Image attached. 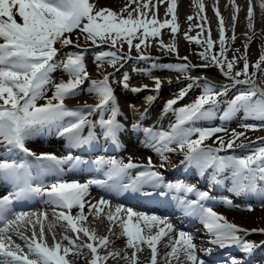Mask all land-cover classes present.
I'll return each instance as SVG.
<instances>
[{
    "label": "snow or ice",
    "instance_id": "6c2138e0",
    "mask_svg": "<svg viewBox=\"0 0 264 264\" xmlns=\"http://www.w3.org/2000/svg\"><path fill=\"white\" fill-rule=\"evenodd\" d=\"M158 2L164 3L165 0H158ZM130 3H135L137 7L129 11L126 5L120 13H117L104 7L97 9L90 0H0V146L4 149L0 152V181L9 183L16 189L0 197V224H3V227H0V264H72L67 257L71 254L79 258L83 248L90 250V264H104L110 257L120 255L119 250L99 255L98 248H106L110 243L109 237H97L87 228L77 226V220L86 219L83 214L86 206L89 212L93 208L100 211L98 205L109 203L103 198L96 204L86 199L92 184H97L108 192L118 194L131 192L146 197L154 195L166 197L172 190L177 193L182 192L185 194L184 197H174L177 207L185 216L198 217L209 234V247L198 249L194 236L189 232L177 231L167 217L135 212L131 207L124 208L123 205H118L116 213L125 212L126 217L109 215L107 219L120 223L122 236L126 238V247L133 249L130 257L125 253L123 258L130 260L131 264H138L137 254L141 250L138 247L140 245H147L151 249L150 264H158L157 246L165 237L171 241L167 245L170 251L165 253V260L174 259L176 264H210L208 258L212 257L214 249L227 247L236 248L241 256L239 258L227 257L226 264H248L257 251L264 247V241L257 244L246 238L250 233H264V228L244 229L229 222L223 214L207 207L206 201L212 199L210 190L200 191L195 185L189 186L183 182L165 183V178L160 171L164 168V163L157 168L153 165L151 157L148 158L147 164H138L131 157L128 158L127 163L114 158L97 157L95 161L89 163H94L101 169L107 167L106 179L80 183L76 180L69 182L60 178L65 171V166H70L71 170L81 164L79 156H73L71 153L64 157H57L50 153L36 155L25 146L27 139L52 128H55L59 135L66 136L72 147L95 146L98 136L94 128L98 124L105 142L110 141L113 146L120 147V134L126 131L127 127L118 117H123V121H126L127 117L123 116L114 89L110 85L111 73H105L100 80L93 79L84 63L86 49L69 53L63 60L57 62L56 58L61 49L56 45H60L61 48L68 46L80 48L78 41L82 36L85 41H90L96 47H101L104 42H110L111 47L116 49L118 43L121 48L124 43H127L129 52L135 47L139 53L141 46L146 44L148 38L160 36L161 29L166 26L171 29L175 37L178 32V23L174 0H169L165 13L166 15L171 14L172 18L165 19L163 22L156 18V12L152 11L156 5L150 4V0H130ZM198 8L200 12L204 11L202 3H198ZM261 8H264V3H261ZM125 11H127L126 17L123 15ZM213 11L219 21L220 51L218 54L212 53L211 63L221 69L223 75L232 82L233 86H247L246 91L239 92L227 102V109L220 119L229 120L242 111L245 117L259 120L261 124L259 126L243 124L241 127L246 131L260 130L264 128V89L258 88L253 80L238 79L242 75L249 76L248 44L244 45L243 69L236 71L233 75V68L238 57L233 55L231 59H228L223 17L215 6ZM133 12L136 13L135 17ZM149 14H151L150 19ZM187 19L191 21L193 17L189 16ZM201 19L207 23L206 17H201ZM232 19V39L234 40L236 16L234 15ZM247 19L248 28L252 29L251 0H249ZM197 27L203 32L202 24ZM75 31H78L79 35L73 39L72 33ZM184 36L189 41L201 42L196 37L189 36L188 33H184ZM134 40L139 42L134 44ZM205 43L207 48L199 55L207 60L209 59L208 53L213 50L214 45L210 29ZM160 44L168 51H176L174 42L164 45L161 40ZM236 51L238 52L239 49ZM137 58L148 59L143 55ZM94 59L99 72L105 63L118 71L117 65L132 57L116 50L101 51ZM182 59L187 61L188 58ZM262 63H264V50L261 51L252 67L259 68ZM225 66L226 72L224 71ZM162 67L183 74L196 66L183 63L162 65ZM200 67L207 68L209 64ZM57 70L68 73L67 81L61 79L57 82L52 79L51 74ZM186 78L192 82L185 89H181L175 98L166 102L165 111L173 110L174 105L183 100L193 87L199 86L203 81L201 94L191 104L175 109L176 122L171 125L170 131L144 128L145 141L161 156L162 160H166L164 155L166 152L187 149L181 164L194 166L199 170L200 175L213 170L212 181L218 182L217 177L226 170H230L232 187L229 191L236 195L255 197L264 207V147L241 157L219 155L226 149L246 148V144H237V141L245 137L246 131L233 129L231 138L225 140L224 137L216 135L220 132H227V129L223 127L195 126L197 121L215 117L218 110L217 105L221 103L220 98L227 95L229 86L213 84L202 76H186ZM128 79L125 73L120 81L125 89L129 87ZM161 84L162 81L156 78L153 91L159 92ZM49 86L53 89L52 95L45 97ZM141 90V88L132 89V91ZM82 91L95 95L98 103L92 105L85 102L74 109L66 107L65 100L77 96ZM41 98H45V103L42 105L37 103ZM154 99L153 96L146 98L147 101ZM130 107L135 111V106ZM96 113H99V119L93 122L89 117ZM85 126L89 129L87 136L81 134ZM138 127L139 124H132L133 129ZM193 135L196 136L195 139L192 138ZM213 137L219 147H206L204 142ZM258 139L264 141V137ZM172 144L176 147H169ZM28 157H34L35 162L29 161ZM33 169L36 170L35 176L32 174ZM132 169L143 170L137 171L128 183H123ZM48 174H54L57 177L56 181L50 186L32 187L34 180ZM145 186H149L151 190H143ZM190 193H194L196 199H187L186 196ZM37 196L53 206L52 215L58 220L66 221L72 232L76 234V239H79V234L83 233L89 242L77 245L75 239L65 235L64 240L67 241L65 246L56 242L53 235L54 243L49 247L45 242V229L41 221L29 220L26 223L31 224L34 229L32 236L25 237L23 233L16 230L15 235L25 240V246L22 248L20 244H15L11 237L13 226L18 229L19 223L25 221V217L30 214L16 212L14 219H7L9 215H13L12 205L15 201L32 199ZM225 203L231 205L232 202L225 199ZM74 208L80 210L75 217L70 214ZM57 209L60 210L57 211ZM247 210H253L251 204L247 206ZM39 215L46 218L47 213L41 212ZM37 224H40L39 235L35 231ZM91 241H98V243L94 244Z\"/></svg>",
    "mask_w": 264,
    "mask_h": 264
},
{
    "label": "bare ground",
    "instance_id": "6f19581e",
    "mask_svg": "<svg viewBox=\"0 0 264 264\" xmlns=\"http://www.w3.org/2000/svg\"><path fill=\"white\" fill-rule=\"evenodd\" d=\"M90 2H92L97 7V9L104 7V8L111 9L117 13H120L121 10L124 9L126 5L128 6L129 11L137 7L135 3H130V0H90ZM168 2L169 0H165L164 3H159L158 0H150V4L156 5V7L152 9V11L156 12V18L160 22H163L165 19L172 18L171 14H168V15L165 14ZM174 2L176 5L175 14L177 16L178 32L176 33L175 37H173V35L171 37H172L173 42L174 43L176 42L175 43L176 46L181 45L180 48L177 50V53H178L177 56L186 55L189 58V54L185 46V41L187 39L185 38L184 33H188L189 36L196 37L197 39H199L198 36H201L200 41L205 42L206 38L208 37L209 29H210L211 39L214 42L213 47L219 44V21L215 15V12L213 11L214 6L218 8L221 16L223 17L224 27L226 30L225 32L226 42H227L226 44H228L231 40H233L232 39L233 37V19L232 18L234 15L236 16L235 28H234L235 39L233 40L235 44L238 43L240 36L243 35V34H240L239 31L242 28V25L244 26L245 22H246V25L244 27L245 28L244 35L247 38L246 44H248V52L253 58L259 52L258 47H257V37L260 36L263 39V43H264V8H261V3H264V0H251V6L253 8V19H252L253 28L252 29L248 28L249 21L247 19L249 0H174ZM198 3H202L204 5L203 12L199 11ZM257 8H260L261 10L256 11ZM123 15L126 17L127 11H125ZM135 15L136 13L133 12L134 17ZM189 16L193 17L191 21L187 19ZM201 17H206L207 23H204ZM148 18L149 19L151 18V14H149ZM213 19H215V22L210 23V21H212ZM201 24L203 25V29H204L203 32H201V28L197 27V25H201ZM161 30H164L168 34H171V29L167 26L162 28ZM77 35H79L78 31L73 32L72 33L73 39H75ZM82 40H83V37L81 36L80 40L78 41L80 45L82 44L84 45V42H82ZM189 42H194L197 45L201 43V42L197 43L196 41H189ZM164 45H167V44H164ZM60 49H61L60 51H62V54H64V57H66L69 53H73V51H75L74 46L70 48H66V49L60 47ZM152 51L153 53H156V50H152ZM162 65H180V63L179 64L177 63L167 64L164 62L163 63L157 62V65L151 67L152 65L143 63L141 59L136 60L135 70L131 72V76H132L131 83L137 88H141L142 90L139 91V93L134 96L131 93L130 89L121 90L120 92L116 94L118 104L119 106H121L120 107L121 112L123 113V116L127 117L126 121H123V117H122V122H126L125 124H126L127 130L120 134V138L122 140L121 144L124 143V141L131 139V137L133 140L139 142L137 144H134L135 141H133L134 142L133 145L130 146L131 151L128 150L127 153H129L128 157H131L132 159L135 157H138L140 159V162H142L143 164L148 162L149 153H151L153 150L152 146L145 141V133L143 129L144 128L153 129L151 127L153 120L158 116L161 119L169 118L167 117V113H165L166 112L165 106L155 104L154 100L152 101L146 100L148 96L154 97L158 93L156 91H153L155 87L154 80L156 78H159L162 81L160 90L162 89L168 90L175 83L181 82L182 80L191 81L187 79L186 76H192V77L202 76V77H206L211 82H218V83L221 82V77L219 73L217 72L216 69H213V68L207 69V68L196 66L190 69L189 72L182 74L180 72L171 70L170 68L162 67ZM87 68H88L87 70L90 76L93 79H98L100 75L104 72L103 69L98 72L97 67L95 65L88 66ZM111 69H112L111 67L106 66L107 71H110ZM68 78H69L68 73L62 70H59L57 74L52 76V79L57 82H59L61 79L67 81ZM144 86H147V87H144ZM49 89H48L49 91L48 97H51L53 89L51 86H49ZM167 97L171 98V94L170 93L167 94ZM85 102H90L94 104L98 102V99L95 97V95H89L86 91H82L77 96L70 97L65 100V103H68V104H75V103L81 104ZM130 106H135V111H133V109ZM141 110H146L145 117H147L149 120L147 121V123H144L145 125L143 127H141L140 129L134 130L136 132L135 135L128 134L130 132L129 130L131 129L130 126H132L133 123H136L135 120L139 117V114H140L139 112ZM142 118L144 117L142 116ZM236 130L240 131L239 129H236ZM41 135H44L43 139H45L47 143L49 144L54 143L50 138L46 136L48 135L46 132H44ZM32 138H34V136L30 137L29 139L25 141L27 148H29L31 151H36L39 153L48 150L47 147L34 144L32 141ZM63 138H64V143L69 142L66 136H63ZM55 143L57 144V142ZM60 143H63V140ZM85 146L91 147V145H85ZM82 147L77 148V150L81 151ZM174 147L176 146L174 145ZM114 148L117 150L119 149L117 147H114ZM178 152L182 153L184 151L178 150ZM163 163H164L165 169H168L172 165L170 162L163 161ZM139 170H143V169H139ZM137 171H135L133 174L137 173ZM170 171H173V170H170ZM68 172H75V168L71 170L69 169L67 173ZM65 174L66 172H64L62 177L60 178H63V180H67L69 182L72 180H76L80 183H87L88 181H90L88 180V177H85V176H81V178L75 179L71 177H65ZM95 185L96 184H92L90 186L89 196L86 199H88L89 202L92 204H96L98 201L101 200V198L109 201V203L107 205H104V204L98 205V207L100 208V211H97L96 208H93L92 211L89 212L88 207L86 206L83 210V214L85 215L86 219L84 221L77 220L76 221L77 226L87 228L90 233H94L97 237H98V234H104L105 236L109 237L110 243L108 244V246L106 248L105 247L98 248L99 255H105L108 251L119 250L120 255L112 259L110 258L111 260H107L106 262H104V264H128L127 263L128 260H125L123 257L125 253H127L128 256L130 257L133 249L126 247V238L122 236V228L120 226V223L115 220L109 221L107 219L109 215H114V216L119 215L121 217H126V213L125 212L116 213V208L118 206V204L115 202L116 196L114 194H112L111 197L108 196V198L110 199H106V197L100 196L101 192L95 189ZM212 193L214 192L212 191ZM173 195L175 197L176 195H180V193L174 192ZM147 198L149 200H155L156 196L154 195L152 197H147ZM164 199L167 200L166 197ZM39 201L40 203L37 204L35 207L27 208V209L19 211V212H27L30 214L28 217H25V221H22L19 223L23 225V228H22L23 232L28 235H30V233L32 234L34 229L32 225L29 223H26V221L31 220L35 222L39 220L44 226L45 238L48 237L49 242H52V243L54 242L53 235L56 241L57 234H63L61 235V239L59 240V242L65 246L67 245V241L64 240L65 235H67L70 238L74 237L73 239H76L75 238L76 234L72 232L71 228L67 225V222L63 220H58L56 217L52 215L53 206L41 200H38L37 202ZM175 207H177V203ZM59 210L60 209H57V211ZM79 211H80L79 209L75 208L71 210L70 214L75 217ZM41 212L47 213L46 217L47 219H49V223L44 221L45 217H41L39 215ZM236 212L237 211L225 209V207L223 206L217 209V213L223 214L229 222L235 223L236 225L244 229H251V224L249 223V217H246L243 214H238ZM31 214H35V215H31ZM165 215L167 216V214ZM174 215L177 216L175 219H174L175 217ZM174 215L171 214V217L170 216H167V217L174 219L172 220L173 221L172 224L174 225L177 231L182 230V231L191 233L194 236V242L196 243L198 249H200V245L209 247L208 240L210 239V237H208L209 234L207 232L203 230V232L206 234L200 233V229L197 228V226L199 225L197 226L195 225L196 228H192V229H189V227H187V226H193L191 225L193 223L198 224L199 222L197 221L199 220L198 217L185 216L179 208L177 212L174 213ZM9 217H11V219H14L15 218L14 213L13 215H9ZM178 218H180V220ZM186 223H187V226L184 225ZM14 228L15 226H13V232L11 233L12 239L16 243L23 242L24 240L21 239L20 236L15 235ZM183 228H186V229H183ZM39 230H40V224H37L35 228L37 235H39ZM80 234L81 236L85 237L83 233H80ZM173 235H175V233H173ZM198 235H202L201 239H200V236ZM258 240L264 241L263 239H261V237ZM95 242L96 241H94V243ZM170 242L171 241L167 237H165L158 244L157 246L158 264H176V261L174 259L169 260V261L165 260V253L167 251H170V249L167 247V245ZM138 247L141 248V250L137 254L138 264H150L151 249H149L147 245H140ZM216 249L218 248L214 249V252L211 258H213V261L217 262V264H226V263H218V260L222 259V255L224 251L221 249L218 252L216 251ZM224 249L230 251L232 255H235L238 258L241 256V253L236 248L227 247ZM82 252L84 251L82 250ZM143 252L145 253L148 252V256L141 254ZM80 256H83V254H81ZM255 257H256V254L253 258ZM67 258L70 261H72V264H78L77 263L78 259L76 256L70 254Z\"/></svg>",
    "mask_w": 264,
    "mask_h": 264
},
{
    "label": "rangeland",
    "instance_id": "374dc122",
    "mask_svg": "<svg viewBox=\"0 0 264 264\" xmlns=\"http://www.w3.org/2000/svg\"><path fill=\"white\" fill-rule=\"evenodd\" d=\"M258 9V10H257ZM256 11H260V8H257ZM215 22V19H213L212 21H210V23ZM245 25L246 22L244 23V26L242 25V28L240 29V34H243L242 36H240L239 41L237 44L234 43L233 40H231L228 44H226L227 47V57L228 59H231L233 57V55L237 56V62L234 65L233 68V75L235 74L236 71H242L243 66H244V60H243V56L245 53V47L244 45L247 43V38L245 37L244 33H245ZM76 32V31H75ZM172 33L168 34L167 32H165L164 30H161V35L158 37H150L148 38L147 42L145 45L141 46V51L138 53L136 48L133 47L131 49V51L129 52V48L127 43H124L122 48L121 46L117 45L116 49H113L111 47V43L110 42H104L102 44L101 47H96L95 45H92L90 41H85L84 39L82 40V42H84V45H80V48H75V52L81 51L82 49H86V51L84 52V63L86 65V68L88 66H92L95 65L96 66V62H95V56L97 53L101 52V51H116L119 50L122 52V54H126V55H132V59H126L121 61L120 64L117 65V67L119 68L118 71L114 70V72L111 74L110 76V85L111 87L114 89L115 95L116 93L120 92L121 90H124L125 88L122 87L120 81L122 80L123 76L125 73H127L129 79H128V85L129 87L127 89H130L132 91L133 88H136V86H134L131 83V72L133 70H135V64L138 58V56L143 55L145 57H148V59H143V62L145 64L148 63H153L154 65H152L151 67L157 65V62L160 63H177V64H183V63H190L192 65H195L197 67H200L201 65L204 64H209V67H207V69L213 68L216 69L217 72L220 74L221 77V82L219 83L220 85H228L229 86V91L227 93L226 96L221 97V103L218 105L222 108L227 105V101L231 100L235 95H237L239 92L241 91H246L247 90V86L246 85H232V82L226 78L221 69L212 64L211 63V55L213 52L215 53H219L220 51V46L219 44L215 47H213V50L211 52L208 53L209 59H203L199 53L204 52L205 49L207 48V44L205 42H201L200 44H195L194 42H189V40L185 41V46L186 49L188 51L189 54V58L186 55H182V56H177V50L180 48L181 45H177L176 46V51H168L167 49H165L164 47H161L160 41H163V44H170L173 43L172 40ZM199 39L197 40H201V36H198ZM138 40H134L133 43H138ZM176 43V42H175ZM227 43V42H226ZM189 44V45H188ZM176 45V44H175ZM58 48H60V45H56ZM257 47L259 52L254 56V58L249 54L248 49H247V59L249 61V76L245 77V76H241L238 77V79H250L253 80L256 84V86L260 89H264V63H262L260 65L259 68H253L252 64H254L257 59L259 58L261 51L264 50V43H263V39L258 36L257 37ZM66 49V48H65ZM239 49V51L237 52L236 50ZM152 50H156V53H153ZM163 51V52H162ZM74 52V53H75ZM164 53V54H163ZM187 57V61L183 60L182 58ZM57 62L61 61L64 59L63 54L62 55H58L57 56ZM157 60V62H156ZM95 63V64H94ZM106 65L107 63H105L103 65V69L106 71ZM204 68V67H203ZM88 69V68H87ZM224 71H227V68L225 66ZM59 72V70L53 72L51 74V76L57 74ZM107 73V72H106ZM103 77L101 76L100 79H102ZM192 81H188V80H183L181 82H178L176 84H174L170 89H162L159 90L158 94L155 96L154 102L157 105H165L166 102L168 100H170L167 97V94H171V99L175 98L181 89H185L187 87L188 84H190ZM202 86H203V81L200 82L199 86H195L193 87L189 92L188 95H186L184 97L183 100L179 101L176 105L173 106V110H168L167 111V117H169L170 119L167 122V125L165 126H160L159 128H164V129H158V131H166L165 128H167L168 126H171L173 124H175L176 122V114H175V109H179L180 107H183L185 105L191 104L192 102H194L196 100V98L198 97V95L201 94V90H202ZM49 89V88H48ZM47 89V91H48ZM50 90V89H49ZM45 93V97H48V93L49 91ZM138 91H132L133 96L137 93ZM38 104H44L45 103V98H41L37 101ZM75 108V107H74ZM226 110V108L224 109V111ZM172 111L174 113H172ZM223 111V112H224ZM222 111L218 110V113H216V117L219 116V118H214V119H207V120H201V121H197L195 123L196 127H202V128H208V127H223L225 129H227V132H220L217 133L216 135L218 136H222L224 137L225 140L231 138V131L233 129H239L240 131H246L243 127H241V125L243 124H253V125H257L259 126L261 124V121L259 120H255V119H250L244 116L243 112H239L237 113L235 116H233L231 119L229 120H221L219 115ZM173 117V118H172ZM99 119L97 113L92 115V121L96 122ZM216 120V121H215ZM213 121V122H212ZM208 123V124H207ZM260 137H264V128H261L260 130L257 131H246V135L245 137L241 138L239 141H237V144H246L247 147L246 148H239L236 147L235 151H225V153L221 154L224 156H237V157H241V156H245L247 154H250L252 151L264 147V141H261ZM192 138H196L195 135H193ZM204 145L206 147H219L218 144L215 143V137L210 138L208 140H206L204 142ZM170 147V146H169ZM169 154V155H167ZM174 154V153H172ZM171 153H166L165 156L168 159H172L173 161H175L178 156L175 155L173 156ZM241 155V156H240ZM196 170H198L196 168ZM212 172V170H211ZM201 177V175H200ZM224 177V178H223ZM188 182H185L184 184L186 185H196L199 182V178H196L195 176L192 179H188ZM231 171L230 170H226L224 173H222L219 177H218V182H216L215 184V192L212 193V182H209V179H205L204 183L202 185H200L199 187L197 186L196 188H198V190L200 191H204V190H210V195L212 197L211 201H214V203H216L215 205L217 206V204L219 206L223 205L224 207H226V209H230V210H234L237 211L236 213L238 214H243L246 217H249V223L251 224V229H261L264 226V207L261 206V204L259 203V201L255 198H248L247 196H244V199L241 200H237L236 197H238L239 195H236L235 193H232V191H229V189L231 188ZM232 195V196H231ZM225 199L231 200V205H228L225 203ZM256 200V201H255ZM247 204V205H246ZM251 204L252 205V209L251 211L247 210V206ZM206 206H209L206 205ZM240 212V213H239ZM44 221L49 223V219H47V217L44 219ZM255 233H260V232H255ZM252 235L254 233H251ZM264 236V233L261 234ZM60 236L59 234H57V237ZM104 236L102 234H99L98 237ZM261 236V237H263ZM252 236H247L246 238L249 239H256V238H251ZM74 238V237H73ZM76 238V237H75ZM260 237L258 236V238L256 240H258ZM83 239V240H81ZM86 239V240H85ZM76 240V244L78 245H83L88 243V239L86 237L81 236V234H79V239H75ZM81 241V242H80ZM84 241V242H83ZM92 242V241H91ZM94 243V241H93ZM97 241L94 243L96 244ZM200 248L203 249V246H200ZM82 254L83 256H80L79 258H77V263L78 264H90V260H91V253L90 250H88L87 248H83ZM262 252H264V250H262ZM145 256H148V252H143L141 253ZM140 254V255H141ZM147 254V255H146ZM116 257V256H115ZM111 259L114 257H110ZM108 260H111V259ZM128 264H131V261L128 260L127 262Z\"/></svg>",
    "mask_w": 264,
    "mask_h": 264
}]
</instances>
